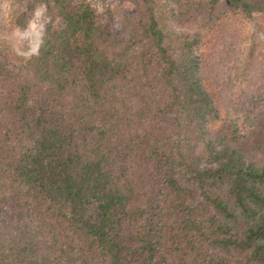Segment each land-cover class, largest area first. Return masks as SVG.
<instances>
[{
    "label": "trees",
    "instance_id": "obj_1",
    "mask_svg": "<svg viewBox=\"0 0 264 264\" xmlns=\"http://www.w3.org/2000/svg\"><path fill=\"white\" fill-rule=\"evenodd\" d=\"M40 4L36 54L0 41V264H264V0Z\"/></svg>",
    "mask_w": 264,
    "mask_h": 264
},
{
    "label": "rangeland",
    "instance_id": "obj_2",
    "mask_svg": "<svg viewBox=\"0 0 264 264\" xmlns=\"http://www.w3.org/2000/svg\"><path fill=\"white\" fill-rule=\"evenodd\" d=\"M32 0H0V41L8 47L12 53L20 60H27L37 53L42 42V37L50 16L45 5H38L29 24L26 28H21L17 24L18 17L26 10L28 4ZM97 13L106 17V11L110 9L119 17L132 14L135 11V0H88ZM260 31L256 27L250 25L246 33L245 57L241 67L245 65L249 59H252L253 53H256L264 60L262 50L264 43L258 46L254 36ZM264 55V54H263Z\"/></svg>",
    "mask_w": 264,
    "mask_h": 264
}]
</instances>
